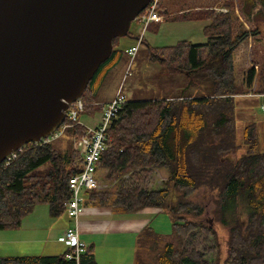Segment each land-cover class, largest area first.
I'll return each mask as SVG.
<instances>
[{
  "label": "trees",
  "instance_id": "16d2710c",
  "mask_svg": "<svg viewBox=\"0 0 264 264\" xmlns=\"http://www.w3.org/2000/svg\"><path fill=\"white\" fill-rule=\"evenodd\" d=\"M164 1L157 0L156 10L170 21L208 22L203 28L206 41L153 47L142 40L147 62L169 75L187 76L189 88L198 89L205 82L210 92L127 101L108 129L107 147L97 164V171H105L102 181L115 185L85 192L83 205L109 208L115 214L156 208L169 215L170 237L150 227L139 234L135 264L154 263L145 260L144 252L154 253L155 264H219L213 221L228 235L224 264H264V116L262 141L257 125L251 123L237 142L235 110V98L254 87L253 95L264 96V63L258 71L248 69L242 86L236 84L233 65L234 51L247 37L235 32L238 15L245 19L263 16L264 0H239L236 12L233 3L226 2L225 13L180 9L173 14ZM126 37L135 39L130 29ZM118 40H113L110 57L80 98L84 112L100 109L96 102L102 82L127 57L125 50L116 48ZM75 130L80 132L78 127ZM24 149L13 161L0 165V231L20 228L39 205L47 206L51 218L63 215L68 180L81 169L82 158L74 148L60 153L51 143L27 144ZM241 149L240 156L232 157ZM46 163L47 172L32 174ZM155 170L167 172L165 189L141 184L142 174ZM202 188L215 193L212 225L199 220L204 209L189 200ZM68 251L58 256L0 257V264H97L93 246L85 248L78 262L65 258Z\"/></svg>",
  "mask_w": 264,
  "mask_h": 264
},
{
  "label": "water",
  "instance_id": "95a60500",
  "mask_svg": "<svg viewBox=\"0 0 264 264\" xmlns=\"http://www.w3.org/2000/svg\"><path fill=\"white\" fill-rule=\"evenodd\" d=\"M150 1L0 0V165L64 121Z\"/></svg>",
  "mask_w": 264,
  "mask_h": 264
},
{
  "label": "rangeland",
  "instance_id": "374dc122",
  "mask_svg": "<svg viewBox=\"0 0 264 264\" xmlns=\"http://www.w3.org/2000/svg\"><path fill=\"white\" fill-rule=\"evenodd\" d=\"M226 2H232L235 8V12L239 6V0H166L163 6L168 10L170 14L177 13L180 9L183 10H208L211 9L214 12L225 13L227 8L224 6ZM260 6H258V9ZM180 13V12H179ZM161 15V14H160ZM164 16V15H162ZM238 22L235 24L236 33H246L247 37L234 51V75L236 84L242 86L244 77L248 69L254 67L256 71L259 70L262 63H264V15H258L254 18L245 19L243 16L238 15ZM165 17V16H164ZM169 20V17L163 18ZM173 28L182 25H172ZM175 26V27H174ZM151 27L147 29V32H151ZM178 29V28H177ZM141 26L132 22L130 32H136L139 34ZM167 31V30H166ZM163 31L161 33H165ZM145 36H149L152 40V45L155 46H168L173 45L176 40L175 36L170 34L169 36L157 37L154 33H149ZM177 37H180L178 32ZM119 43L121 47L126 48L133 45L134 43L127 37L120 38ZM145 48L140 47L135 55V58L130 66V75L124 77L125 69L129 64L127 57L124 58L123 62L113 68L99 88V94L97 96L98 101H104L108 96L116 92L121 87V93L127 96L128 99H138L136 101L143 100H162L166 98H177L186 96L189 94L206 95L210 92V86L203 82L200 88L191 87L189 88V80L184 75H169L162 67L157 64H151L146 60ZM255 88V87H254ZM253 88V89H254ZM251 90L247 95H242L235 98V110H236V137L237 142H241L244 128L255 123L257 125V131L259 140L263 138V123L262 118L264 111L261 109L264 106V98L260 96H249L253 94ZM90 113H82L80 117L82 122L86 124L92 123L99 116V111L96 110ZM71 130L66 129L63 135L54 141L52 145L60 153L70 151L73 148V138ZM243 149L239 150L232 157H238L243 153ZM49 169V164L46 163L43 166L32 171V174H44ZM104 171L99 169L97 174L98 188L95 191H99L103 186ZM163 177V178H162ZM167 174L164 171H159V174L152 178L149 177L148 181L142 179L143 187L151 189H165ZM115 185L113 183H106V189H110ZM215 193L210 192L207 189L197 190L190 198V202L193 206H200L204 209L203 215L199 218L204 223L212 222ZM45 206L46 205H39ZM40 208V207H39ZM39 210V209H36ZM213 219V220H212ZM55 220V224L52 226L49 232V238H46L45 233L42 235H36V243L32 245H23L22 243L14 242L16 239L12 236V232L16 230H1L0 231V257H11L21 253H26V256H54L60 255L64 252L65 247L62 244L57 243L54 236L64 226L70 225L69 228L73 227L72 220L64 213L60 217L52 218ZM79 228L78 230L84 229L90 233L92 238L98 242V256L97 264H116L114 260L116 253H113L111 257H108L107 250L110 241L105 242L106 238H123L131 239V235L125 233L127 227L133 228L136 231L143 229L144 227H150L154 231L162 234L164 237H170L171 235V220L169 215L161 209H145L138 213L117 215L113 214L107 208L94 209L91 207H85L78 217ZM213 227L216 229L217 238L219 242L220 251V263L224 264L226 258V242L227 232L220 227L216 222L213 221ZM19 229V228H18ZM119 229V230H117ZM66 231V230H65ZM115 232V233H113ZM43 233V232H41ZM40 232L38 234H41ZM47 234V233H46ZM90 236V237H91ZM51 242V243H49ZM103 242V244H102ZM132 243V242H131ZM85 245V244H84ZM86 246V245H85ZM110 254V253H109ZM111 255V254H110ZM129 253L123 252L122 256H128ZM154 253L144 252V258L147 262L153 264L156 263L153 257ZM149 258V260H148ZM128 261L121 262V264H127Z\"/></svg>",
  "mask_w": 264,
  "mask_h": 264
},
{
  "label": "built area",
  "instance_id": "2783aa9c",
  "mask_svg": "<svg viewBox=\"0 0 264 264\" xmlns=\"http://www.w3.org/2000/svg\"><path fill=\"white\" fill-rule=\"evenodd\" d=\"M156 6L157 0H151L146 9L134 21L137 25L141 26V30L136 36L134 44L125 51L129 64L125 69L123 78L130 75V66L141 46V41L147 32L148 26L151 23H158L164 18V16L157 12ZM249 96H253V94H249ZM126 102L127 99L121 93V87H119L113 98L103 106L97 124L90 127L80 123L79 117L84 113V103L80 99H77L68 104L65 111V123L63 121L55 130L46 137H42L38 142L29 143L32 146L51 144L59 139L66 129H70L73 131V148L82 158L80 171L72 175L68 180L69 198L65 204V213L72 220L73 227L63 233L62 240L69 248V251L65 254L67 260L78 262L79 256L85 251L86 246L79 239L77 227L78 217L84 207V193L98 188L96 176L97 164L101 154L107 147L108 129L111 123L117 119L119 111ZM261 109L264 110V106ZM76 127L80 128V132L76 133ZM26 145L7 155L2 164L7 165L16 159L25 150Z\"/></svg>",
  "mask_w": 264,
  "mask_h": 264
},
{
  "label": "crops",
  "instance_id": "0c3cea01",
  "mask_svg": "<svg viewBox=\"0 0 264 264\" xmlns=\"http://www.w3.org/2000/svg\"><path fill=\"white\" fill-rule=\"evenodd\" d=\"M171 24L172 25H182V26H177V28H178L177 29V28H173L171 26ZM207 24H208V22H205V21H180V22H175V21H170V20H164L163 19L162 21H160L158 23H151L148 26V28L151 27V29H150L151 32H147V35L149 33H154L155 36L161 37V36H169L170 34H172V36L173 35L175 36L174 40H176V42L174 44H176L179 41H189V42H192L194 44H202V43H205V41H206V37L203 35V28ZM163 31H166V32L165 33H161ZM177 32L180 35V37H177V35H176ZM137 35H138V33L133 32L134 38H136ZM130 40L134 43L135 39H130ZM143 40H145L148 44H150L153 47H159V46L152 45V43H151L152 40L150 39L149 36H144ZM131 46L123 48V46L121 47L119 41L116 43V48L117 49H122V50H125V51L128 48H130ZM168 46H172V45H168ZM161 47H163V46H161ZM185 77H187V76H185ZM98 94H99V91H98ZM114 95H115V91L113 93H111L108 96V98L105 99L104 101L100 102V101L97 100L96 104H97V106H100V109L98 110L99 111V116H98L97 119H95L94 121H91L92 123H90V124H86V123H83L81 121L82 118L79 117L80 123L82 125H84V126H90V127L95 126L97 124L99 118H100V113L102 111L103 106L106 103H108L113 98ZM193 95H197V94H193ZM125 97H126L127 101H136V100H138V99H136V100L132 99L131 100V99H128L127 96H125ZM260 97L264 98V96H260ZM143 101H146V100H143ZM90 114H92V113H90ZM98 171L96 173V176L98 174ZM159 171H164V170H155V171H153V172H151L150 174H147V175L142 174L143 176H141V177H142V179L148 181L149 177H151V179L156 177L159 174ZM164 172L167 174L166 171H164ZM104 174H105V171H104ZM167 177H168V175H167ZM105 188H106V183L103 182V186L100 189L103 190ZM89 207H91V206H89ZM84 208L85 207H83V209ZM91 208L98 209L97 207H91ZM36 209H39V210H36ZM107 209H109V208H107ZM147 209H156V208H147ZM143 210H145V209H143ZM143 210H141V211H143ZM138 212H140V211H138ZM138 212H136V213H138ZM113 214H115V213H113ZM132 214H134V213H132ZM117 215H126V214H117ZM78 222L79 221H77V227L79 228V223ZM54 224H55V220H52V218L49 216L47 206L46 207L45 206H37V207L34 208L32 213L22 221V224H21L20 228L17 229L16 231L12 232L13 234H11V235L16 237V239H14L12 241L18 242V243H22L23 245L35 244L36 240H37L36 235H42V234L45 233V231L47 233V234L45 233L46 238H49V236H50L49 232L51 231V228H52V226ZM69 226H70L69 224L64 226L60 231H58L54 235V236H57V238H56L57 243L62 244L65 247L64 252L66 251L68 246L62 240L63 239V233L65 232V230L69 229ZM144 229H145V227L143 229L139 230V231H136L133 228L127 227V231H125V233L131 235V239H133L131 241L132 243L130 242V239H126V238L125 239H123V238L119 239V238H116L115 236L112 237V238H106L105 242H107L108 240L110 241V244H108V250H107V253H106L108 255V257H111L113 253H116V255L114 257V258H116L114 260V262L116 264H121V262H124V261H128L127 264H135L138 236ZM117 230H119V229H117ZM39 232L40 233L43 232V233L38 234ZM154 232L159 234V235H162V234L158 233L157 231H154ZM113 233H115V232H113ZM78 234H79L80 241L83 242L86 245V247L87 246H93V252H94V257H95V261H96L98 253H99L98 252V242L95 241L92 238L93 236H91L90 233H88L84 229L78 230ZM49 243H51V242H49ZM102 244H103V242H102ZM123 252L129 253L128 256H130V257L122 256ZM25 254L26 253H21L19 255L11 256V257L26 256ZM58 255H54V256H58ZM96 263H97V261H96Z\"/></svg>",
  "mask_w": 264,
  "mask_h": 264
}]
</instances>
